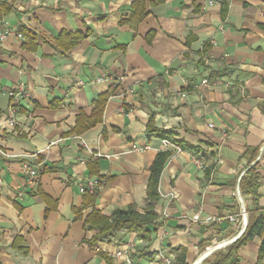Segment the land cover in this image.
Masks as SVG:
<instances>
[{
	"label": "crops",
	"instance_id": "0c3cea01",
	"mask_svg": "<svg viewBox=\"0 0 264 264\" xmlns=\"http://www.w3.org/2000/svg\"><path fill=\"white\" fill-rule=\"evenodd\" d=\"M138 3L145 17L135 25ZM2 4L10 12L0 19V38L7 34L0 39V150L9 155H0L1 264H125L112 254L128 245L147 255L135 264H174L180 248L194 264L241 228L195 224L193 215L264 214V185L259 199L243 196L239 186L255 164L264 179V0ZM21 28L36 35L34 51L17 37ZM64 34L82 38L64 50L58 46ZM20 84L31 100L4 95ZM110 91L101 122L72 134L77 117L90 118L95 100ZM149 120L190 149L163 144L147 132ZM82 143L111 158L93 159ZM133 145L149 150L134 153ZM248 149H255L252 162ZM161 152L170 157L150 241L121 230L93 245L98 232L86 229L84 219L93 210L111 217L134 207L143 214L149 170ZM23 165L34 170L33 182ZM89 179L102 184L91 199L79 191ZM169 193L172 201L163 198ZM261 243L249 241L235 264H264Z\"/></svg>",
	"mask_w": 264,
	"mask_h": 264
},
{
	"label": "trees",
	"instance_id": "16d2710c",
	"mask_svg": "<svg viewBox=\"0 0 264 264\" xmlns=\"http://www.w3.org/2000/svg\"><path fill=\"white\" fill-rule=\"evenodd\" d=\"M9 12V7L5 6L4 4L0 5V19L9 14ZM144 17V4H135V13L133 14L131 20L132 24H138L143 20ZM225 17L226 12H224L223 9L222 18L225 19ZM19 33L26 39V43L23 47L29 51H34L36 49V35L24 28H21ZM60 38L65 41H59L58 46L64 50H68L72 48L77 43V41L82 38V36L64 34ZM207 48L208 46L204 47L205 52ZM218 77L219 76L217 74L210 75V79L212 80H215ZM111 93L113 92L110 91V94L99 96L95 100V108L90 118H86L83 114H80L77 117L76 125L72 131V134L80 135L84 131L89 130L101 122L104 106ZM262 109L263 108H261V112ZM151 120H149L147 124V132L149 134H155L161 141H168L169 143L179 147L181 150L186 148L190 149V147H188L186 144L176 140L175 134L173 132L155 129ZM193 150L196 149L193 148ZM253 151H255V149H248L247 151V154L249 152V154L252 155L250 156V162L255 159ZM169 157L170 153L168 152L159 153L150 167L146 188V199L144 201L145 210L143 214L136 212L134 207L116 210L111 217H105L101 215L100 212L93 210L84 219L86 229L98 232L97 235L91 240L93 245L96 244L99 239L111 236L121 230H126L127 233H135L137 238L140 240L146 242L150 241L151 233L157 227L156 221L158 216L155 212V206L160 198L158 192L159 179ZM257 170V164H255L244 173L239 185L243 196H251L253 199L260 198L259 190L264 185V179L261 178ZM84 196L88 199L93 197V195H89L87 193H85ZM255 237L262 239V243L258 252V261L260 262L264 258V214H261L257 211L248 213L247 228L243 235L234 244L224 249V251H215L208 258H206L202 264H235L239 250ZM18 240V238L15 239L16 242H18ZM12 246L16 247L14 243ZM205 247H208V244ZM1 250L2 248L0 247V252ZM175 252L176 257L174 259V264H187L186 249L180 248L175 250ZM146 256L147 255H145V253L135 250L131 254V259L134 261L136 257L144 258Z\"/></svg>",
	"mask_w": 264,
	"mask_h": 264
},
{
	"label": "built area",
	"instance_id": "2783aa9c",
	"mask_svg": "<svg viewBox=\"0 0 264 264\" xmlns=\"http://www.w3.org/2000/svg\"><path fill=\"white\" fill-rule=\"evenodd\" d=\"M56 1H64V0H56ZM6 35H7L6 33L3 34L0 39L4 40ZM17 37L22 38L21 34H18ZM4 95L7 96L11 101H16V100L23 99V98L31 100L30 95L26 92V90L24 89V87L21 84L18 85L16 88H12V89L5 91ZM10 124L13 125L14 121L11 120ZM162 142L165 145H173V144H171L165 140ZM82 144L87 149V146L85 145V143H82ZM177 149H179V147H177ZM147 150H149L148 146L139 147V146L133 145L131 147V152H134V153H142V152H145ZM87 151L89 152V155L93 159H96V160L97 159H103V158L104 159L111 158L110 156H107V155H102L100 153H94L88 149H87ZM178 151H180V149ZM0 155L4 156V157H9V155H7L2 150H0ZM193 163L197 169H203V165L200 161L194 160ZM23 171H24L25 175L28 177L29 182H33L34 177H35L34 170L31 169L28 165H23ZM101 185L102 184H101L100 180L89 179L84 184L79 185V191L81 194L87 193L89 195L94 196V195H96V193L100 189ZM174 197H175V195L173 193H169V194L163 196V198H166L169 201H172L174 199ZM224 221H228L229 223H238L240 225V228H241L240 233L232 241L217 244V245L213 246L212 248L208 249L207 251L214 249L215 247L218 248V250L221 248H225L226 246L230 245L233 241H235L238 237H240L244 233L246 226H247V221H248L247 214H246L244 209H241L237 215L208 217L205 220H201L199 213H197L191 217V222L195 223V224L200 223V222L202 224H220ZM133 249H134L133 245L121 247L120 249L116 250L112 254V256L115 259H122L125 262V264H135L134 261L131 259V254L134 252ZM162 264H171V261L169 259H164L162 261Z\"/></svg>",
	"mask_w": 264,
	"mask_h": 264
},
{
	"label": "water",
	"instance_id": "95a60500",
	"mask_svg": "<svg viewBox=\"0 0 264 264\" xmlns=\"http://www.w3.org/2000/svg\"><path fill=\"white\" fill-rule=\"evenodd\" d=\"M218 248L211 249L207 251L199 260H197L194 264H201L206 258H208L211 254H213L215 251H217Z\"/></svg>",
	"mask_w": 264,
	"mask_h": 264
}]
</instances>
